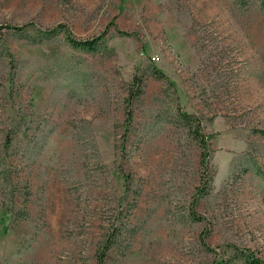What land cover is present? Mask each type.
Here are the masks:
<instances>
[{
	"label": "rangeland",
	"instance_id": "rangeland-1",
	"mask_svg": "<svg viewBox=\"0 0 264 264\" xmlns=\"http://www.w3.org/2000/svg\"><path fill=\"white\" fill-rule=\"evenodd\" d=\"M24 23L0 39V264H95L111 223L104 264L264 258V0H0Z\"/></svg>",
	"mask_w": 264,
	"mask_h": 264
},
{
	"label": "trees",
	"instance_id": "trees-1",
	"mask_svg": "<svg viewBox=\"0 0 264 264\" xmlns=\"http://www.w3.org/2000/svg\"><path fill=\"white\" fill-rule=\"evenodd\" d=\"M241 3H245L246 0H238ZM31 23H24L21 25L18 24H0V39L2 38V35L5 30H12L14 32H23L24 29H26L28 26H32ZM61 27V24L54 25L49 28H37V32L44 34V35H51L54 32L58 31ZM102 36H98L97 38H85V39H75L69 35L66 36L67 41L69 44L73 47H78L81 49L93 51L100 46H102L103 40L98 41ZM160 75V74H159ZM128 97L126 99V105L127 109L125 111L126 114V120H129L131 118V109H129L131 101L141 95L143 92V80L140 76L134 75L132 77V80L130 82V88L128 90ZM188 129L192 130L194 128L195 132L197 131L199 127V123L197 121L192 122V115L181 112L180 114ZM193 123V124H192ZM193 130V131H194ZM260 133L264 134V130H259ZM199 146L201 148V154H200V165L204 166V169L207 168L206 164V157H207V140L204 138H200L199 140ZM204 181L207 183V177L204 176V174H201V181ZM121 226H114L113 223L109 224L107 227L104 235L102 238L97 242V245L95 247V264H104V259L107 254V252L114 246V244L117 241V237L121 232ZM234 251L231 256H229L227 259L220 258L218 261L215 260L212 264H264V258L262 256L257 255L253 250L250 248H238L236 246L233 247ZM207 249L210 251L215 250L209 246H207Z\"/></svg>",
	"mask_w": 264,
	"mask_h": 264
}]
</instances>
